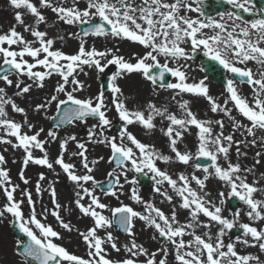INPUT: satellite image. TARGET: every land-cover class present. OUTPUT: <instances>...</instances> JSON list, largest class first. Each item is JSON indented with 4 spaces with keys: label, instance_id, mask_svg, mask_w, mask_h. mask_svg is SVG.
Here are the masks:
<instances>
[{
    "label": "snow or ice",
    "instance_id": "6c2138e0",
    "mask_svg": "<svg viewBox=\"0 0 264 264\" xmlns=\"http://www.w3.org/2000/svg\"><path fill=\"white\" fill-rule=\"evenodd\" d=\"M212 3H226L232 10L217 9V14L212 15L208 11L211 5L206 6L205 0H87L83 9L79 7L80 0H9L10 7L16 10V23L6 33L0 34V81L8 86L14 84L17 89L15 95L20 97L28 94L33 86L44 88L46 79L57 75L60 80L53 94L36 104L34 111L43 113L46 119L57 121L55 129L86 123L89 118L97 121L88 129L84 141L72 134L61 138L55 129L46 133L48 139H41L45 129L36 128L29 121L26 109L8 97L5 87H0V131L3 132L0 144H7L24 153L22 169L34 164L55 171L54 165L59 166L79 189L75 192L76 208L82 217L93 221L92 226L83 231L65 222L60 215L62 205L57 200L54 186L47 189L54 207H44L39 212L32 193L21 189V195L30 206L26 216L22 208L25 199L15 197L19 185L12 184L9 170L4 167L6 157L0 153V190L6 198L5 203L0 205V221L11 216L10 223L27 237V240L17 239L15 243L16 254L23 258L24 264H168L169 255L173 257V264H264L259 255L243 254L237 250L239 244L245 248L258 247L260 253H264V184L261 183L264 173L257 177L255 166L242 168L230 157L233 147L238 158L247 156L241 145L255 147L259 144L264 149V135L257 136L264 133V8H257L255 0H212ZM45 9L51 10L57 21L66 25H89L82 36L79 33L69 34L80 37L75 54L54 48L57 40L64 41L65 36L49 37L47 31L39 30L41 24H47ZM244 13L256 18L246 19ZM26 15L34 18L32 23H26ZM18 26L34 39L29 40L17 31ZM89 36L125 39L146 51L143 55L133 53L126 58L119 54L118 48L100 50L95 46L86 47L84 37ZM198 51L233 74V78L226 82L228 95L223 104L210 95L206 78L190 82V66L186 62L194 59L193 54ZM160 58H164L163 63ZM250 62L255 64V69L248 67ZM111 65L116 66V71L109 79L108 90L121 127L117 135L109 136L106 132L113 122L107 114L111 109L106 103L104 91L101 90L94 98L83 99L75 93L85 87L77 78L85 67L104 73ZM132 74H139L154 89L159 87L172 91L171 100L176 103L179 115L170 111L169 107H158L153 102L129 108L128 97L118 80ZM12 75L17 77L15 82L10 78ZM169 75L175 78V82H167ZM21 77H26L31 83L25 84ZM241 83L250 86L251 97L239 92L238 84ZM61 94L64 99L60 98ZM183 94L205 98L212 113H222L228 118L232 131L225 135L223 119L198 118L190 107V101L183 99ZM53 104L56 115L49 117L47 112ZM8 106L24 117L23 122L9 117ZM233 110L248 123L237 120L232 115ZM157 118L165 125L158 130L167 138L172 155L164 154L153 144L143 143L129 131V126L138 125L151 134L157 130ZM192 128L197 130L195 151L186 146L181 151L179 145ZM236 132H240L243 139L235 140ZM57 140L60 152L55 160H51L45 145ZM70 143L76 145L77 151L71 155L81 158V165L86 170L84 174H78L74 163L65 161ZM88 144L104 145L110 150L107 163L114 167L107 173L109 179L104 194L119 200L124 195L125 185H129V199L142 205L143 212L123 203L110 208L102 202L96 190H103L104 185L93 172L104 157L90 160L86 155ZM34 150H39L42 155L35 156ZM262 154V151L255 153V164L260 163ZM202 158L210 163H198ZM221 160L224 164L220 163ZM158 162L191 167L202 171L203 176H197L193 171L188 174L180 172L173 178L158 166ZM129 173H133L131 178ZM249 175L254 177L251 183ZM140 176L150 178L155 192L172 205L170 215L139 194ZM19 177L25 185L29 184L23 170ZM211 178L217 179L226 189L219 191L215 200L209 198L211 193L206 190V182ZM45 179L40 173L36 183L37 194L44 191L41 182ZM89 182L91 187L86 186ZM193 183L196 187L192 186ZM165 184L179 197L178 204H173V195L162 190ZM85 198L88 203H84ZM231 199L237 200L244 208L232 212L229 218L223 212ZM177 208L188 212L186 223L177 219ZM105 210L111 215H105ZM241 211L249 222L240 221ZM49 214L64 230L78 233L86 247L84 256L76 255L55 242L62 239L61 234L38 218L42 216L46 221ZM201 216L206 219L201 220ZM136 220L143 221L146 228L154 230L153 240L159 237L165 243L153 252L137 243L133 230ZM114 225L130 237L129 242L123 245L127 255L120 260L112 259L108 251L109 248L117 253L121 251L117 238L110 231ZM213 227L216 228L215 233L212 232ZM234 228L242 230V237L225 243L224 238ZM198 229L204 231L198 234ZM101 230H104V236L99 235ZM186 236L191 239L186 240ZM158 255L161 256L159 260ZM141 256L146 259L140 261Z\"/></svg>",
    "mask_w": 264,
    "mask_h": 264
},
{
    "label": "rangeland",
    "instance_id": "374dc122",
    "mask_svg": "<svg viewBox=\"0 0 264 264\" xmlns=\"http://www.w3.org/2000/svg\"><path fill=\"white\" fill-rule=\"evenodd\" d=\"M34 2H36V0H34ZM86 3H87V0H80L79 7L81 9H83L85 7ZM14 10L15 9L10 7L9 0H0V17H5L6 19L10 20L12 17H14L15 13L10 15L9 12H12ZM7 11L9 13V15L6 14ZM20 11H24V10L21 9ZM43 12H44V15L46 16V18L49 19L51 10L45 9V10H43ZM33 19L34 18L31 17L30 15L25 16L26 23H32ZM59 25L60 24L57 20H53L51 18L50 24H48V25L41 24L39 26V30L47 31L49 37H57L61 33ZM67 26L68 27L65 28L67 33H65V34H67L68 36L71 33H79L80 34L79 25H72V26L67 25ZM17 31L22 32L23 35L29 40L34 39L33 37H31V35H29V33L23 32L22 27L18 26ZM2 33H6V31L4 30V27L0 25V34H2ZM69 37H72L73 41H71L70 39L67 38V43L60 44V43H58L60 40H57L56 44L54 45V48L61 49L67 54H75L78 51L80 37L79 36H69ZM84 39H86V41H87L86 47L87 46H95L97 49H100V50H103L106 48H118L119 54L125 56L126 58H130L133 53H138V54L142 55V51H144V49L140 45L129 42L125 39L117 38V37L89 36V37H84ZM28 59H30V58H28ZM132 62L134 63L135 60H133ZM115 71H116L115 65L109 66L105 70L104 73H98L94 68L85 67L84 72L80 73L79 76L77 77L80 81L83 82L85 87L82 91L75 93V95H77L78 98H82V99L88 98V97L94 98L102 90V84H103L104 80L108 77H111V75ZM10 78L13 79L14 82L17 79V77L15 75L10 76ZM20 79H23L25 84L31 83V81H29L26 77H21ZM141 79H142V77L139 74H132L130 76H127L123 79L118 80V83L121 86L123 93L127 92L129 94L131 89L137 90V89L141 88L142 84L139 86V81L141 82ZM59 80H60V77L57 75H53L51 78L46 79V81H45V85H47L46 88L54 89ZM135 80H137V81H135ZM131 81H133V82H131ZM129 84H131V85L129 86ZM0 87H5V89H12L13 88V89H15V91H17L14 84L11 86H8V85H5V83L3 81H0ZM153 88H154V86L149 81H146L145 90L143 91L141 89V91L136 93L135 95L141 96V94L143 92V94H142V99H143V97L145 95V91H146V94H148V95H151L150 92H152L155 94V96L153 98H150L149 100L145 97L146 101H144V102H147V103L153 102L158 107L167 106V107H169L170 111L177 112V114L179 115V111L176 107V103L171 100V96L174 93H171V95L168 98H166V97H163L162 91L161 92L159 90L152 91ZM147 89L149 90V92L147 91ZM242 89L243 88H239V92L243 96L251 97V95H249L248 93H244V90H242ZM221 90H223V89H221L220 87H216V88L212 87L210 95H212L214 98H216L218 102L223 104V102L227 98L228 94L226 92H222ZM46 92H50V91H46V90H44V88L38 89L35 86H33L31 91L28 94H25L24 96L18 97L15 95L16 92L7 93L8 97H11L17 105L26 109V111L28 113L29 121L31 123L35 124L36 128L43 127L45 129V132L41 134V139H48V137L46 136V133L49 130L54 129L51 126V124L53 122L52 120L46 119L44 117L43 113H36L34 111V106L45 100ZM105 97L107 98L106 103H108V107L111 109V111H109L107 113L109 119L112 120L113 125L119 124V126H121V122L118 119V114L115 112L114 106L110 102L111 101L110 91L108 93H105ZM126 97H128V96H126ZM60 98L64 99L65 97L63 96V94H61ZM177 99H180V97H178ZM183 99H187L190 101V107H191L193 112L198 114V118L212 119V120L223 119L225 122V129H224L225 135L229 134L232 131L231 123L228 120V118L225 117L222 113H212L209 110V104L205 98L196 97V96L189 95V94L188 95L183 94ZM195 102H196V106H195ZM147 103H141V101L135 100V98H133V97H128V107L129 108H134L137 106L143 107V106H146ZM228 107L231 108L232 104L229 103ZM7 111L9 113V117L11 119L18 121V122H23L24 117L19 113L13 112L11 109V106L7 107ZM47 115L49 117L56 115L55 104H53L52 107L48 110ZM232 115L235 116L237 120L242 121L244 124L248 123V121L245 120L242 116H240L239 113L236 112L235 110H233ZM96 122L97 121H95V120L88 119L86 123L69 124L66 128H59V129H55V130L58 132V135L61 138L65 137L69 134H72V135H76L78 140L84 141L87 137L88 129L93 124H95ZM156 124H157V130L152 132L151 134H147L146 131L138 125L129 126V131L132 132L143 143L153 144V145H155V147L158 150H160L164 154L172 155V153L170 152V149L168 148L167 138L158 130L159 127L165 126V125L161 124L159 118H157ZM215 130L218 131V129H215ZM25 131H27V129H25ZM196 133H197V130L195 128H192L190 130V132L185 135L183 143L181 145H179L181 151L184 150L185 146L189 150L195 151V146L197 143ZM0 135H3L2 131H0ZM106 135L112 136V135H117V133H113L109 129L106 132ZM234 139L239 141V140L243 139V137H241L240 132H236ZM248 139L251 140L252 138L248 137ZM73 146H75V149L77 150L75 143H70L68 145V149L70 147H73ZM45 148L48 152L49 158L51 160H55V158L59 155V152H60L59 140L49 143V146L45 145ZM5 149H7V150L5 151ZM241 150L244 152H247V156H248V154L255 155V153L257 151L264 152V149H262L259 144L255 147H251V146L245 147L244 145H241ZM36 152L40 153L39 150H34V154ZM0 153H2L6 157L7 164L4 167L7 170H9V175H10L12 184L19 185L17 192L14 194L17 199H25L21 195V189H26L27 191H30L32 193L33 200L36 201V207H37L38 212L40 211L41 208H44V207L52 209L54 207V205L52 204L50 192L47 191V189L50 186L55 187V185H59L62 190H68L70 192L68 194L65 193V195L63 197V201L59 202L62 205V208L60 209V215L63 217L65 222H70L74 229H79L81 231L86 230L87 228L92 226L93 221L88 217H82L81 213L78 211V209L76 208V205L74 203V200L76 199L75 192L78 191L79 189H77L75 187V185L73 184V182L67 178L66 174L61 172L62 170L60 169L59 166L54 165L55 171L47 169L46 167L37 166L34 164H29L26 169H22V158L24 156V153L21 150L13 149L11 146L5 147V145L4 146L0 145ZM86 155H88L90 160H91V158H98L100 156L104 157V160L99 164L100 167L97 169L95 178L98 181H101L102 183L105 182L108 178L107 173L109 171H111V164L107 163V160L109 159V156H110V150L104 145L88 144V152L86 153ZM247 156H245V157H247ZM230 157H231L233 163L239 162L241 164L242 168L255 166L257 177L261 173H264V166H262L260 163L255 164L256 157H255V159H251L249 161L241 160L244 157L241 156L238 158L236 156L235 147H233V149L231 150ZM64 158H65V156H64ZM236 158L239 160L237 161ZM260 160L262 162H264V154H262V156L260 157ZM79 161L81 164V159ZM220 163L224 164V161L221 160ZM158 166L162 170H165V171L169 172V174L173 175V178H176V176L180 172H185V174H188V173H191L193 171H195V174L197 176H200V177L203 176L202 171H196L194 168H191V167L185 168V166L180 165V164H168V165H166L164 163L158 162ZM22 170L24 171L25 177L30 181L28 185H25L19 177V173ZM76 170H77L78 174H84L82 172H79V170L77 168H76ZM40 173H43L44 176H47V178L41 182V187H42V189H44V191H42V193H40V194H37L36 183L38 181ZM132 175H133V173H129V178H131ZM253 179H254L253 176H251V175L248 176V181L250 183L252 182ZM121 183H123L122 179H121ZM261 183L264 184V181H261ZM165 185L169 189V195H173L174 197H176L173 194L172 190L169 188V186L167 184H165ZM165 185H163L162 188ZM86 186L91 187V183L89 182V184ZM192 186L196 187V185L194 183ZM129 187H130L129 185H125L124 195H121L119 200H116L115 198H113L109 195H105L104 192H101L98 189L96 190V194L99 195L101 197L102 202L108 204L110 208L118 207V206H120L121 203H123V204H127V205L132 206L134 208V210H136V211L143 212L144 208L142 207V205L137 204L134 201H132L131 199H129V194H128L129 193ZM137 187L139 190V194L143 197V199L145 201H149V202L154 203L156 207L161 208L166 214L169 213V215H170L171 210H172V205L165 202L163 200L162 196L155 192V190H154L155 185L154 184L152 185L151 188H149L147 190L142 189L140 183ZM206 190L211 193V196L209 198L213 199V200L216 199L217 193L219 191H221V190L226 191V189L222 188L221 182H219L217 179H214V178H211L209 181L206 182ZM48 197H49V202L47 203ZM174 199L175 198H173V204H178L179 202H175ZM5 200H6V198H5L2 190H0V205H3L5 203ZM84 203H88L87 198H85ZM228 203H229V201L227 202V204L224 208L223 215L231 218L232 211L229 209ZM49 204H52L53 207H50ZM22 208H23L25 215L27 216L29 214L30 206L27 204L26 199H25V203L22 205ZM242 208H244V206L242 204H239L238 210H240ZM165 209H167L168 211H166ZM104 214L107 216L111 215V213L108 210H105ZM187 217H188V212L186 210L177 208V219L181 223H186ZM38 218H40L42 220V222L50 224L54 230H56L57 232H59L61 234L62 239L56 240L55 241L56 243L61 244L66 249H68L70 252H72L76 255H80V256L85 255L86 247H85L84 243L82 242L80 236L78 235V233L75 230H73L72 232H68V231L64 230L63 228H61L59 226L56 219L53 216H51L50 214L47 215L46 221H44V218L42 216H38ZM11 220H12V217L8 216L7 218L0 221V264H24L23 258L18 256L16 254V251H15V243H16L17 239L14 237L12 230H11V223H10ZM240 221L241 222H249L244 211H241ZM213 228H215V227H213ZM133 230L135 232V239H136L137 243L142 244L150 252L156 251L157 249L160 248L161 244L165 243V241L161 240L159 237H157L156 240H153L152 237H153V235H155L154 230L151 228H146L143 221L136 220L135 221V227ZM110 231H112L113 236L117 238L118 247H121V251L119 253H117V252H115L109 248L108 251H109L110 257L114 260H120V259L125 258L127 254L123 250V245L129 242L130 237L127 234H120L115 225L113 226L112 229H110ZM203 231H204V229H203ZM215 232H216V228H215ZM37 233H38V230H37ZM99 235L104 236L105 235L104 230H101L99 232ZM184 238L186 240L191 239V237H189V236H186ZM224 239H225V243L232 242V241L236 240V238L230 237V233ZM241 246L242 245L238 244L237 250L239 252L243 253L241 251L243 249V247H241ZM160 258H161V256L158 255L157 259L159 260ZM169 258H171V255H169L168 259ZM145 259H146V257H144V256L139 257L140 261H144ZM261 259L264 260V258H261ZM168 263H169V261H168Z\"/></svg>",
    "mask_w": 264,
    "mask_h": 264
},
{
    "label": "flooded vegetation",
    "instance_id": "af4514ba",
    "mask_svg": "<svg viewBox=\"0 0 264 264\" xmlns=\"http://www.w3.org/2000/svg\"><path fill=\"white\" fill-rule=\"evenodd\" d=\"M205 3H206V6L211 5V6H208V11L212 15L217 14V9L219 11L232 10L231 6L227 5L226 3H223V4L212 3V0H205ZM255 3H256L257 8H264V0H255ZM193 15H195V14H193ZM243 15L246 19H249V18L255 19L256 18L255 16H249L248 13H244ZM145 51H146V49H144V51H142V55L145 53ZM193 56H194V59L186 62L190 66L188 68V75H189L190 82L191 81L198 82L199 80L206 78L205 82L209 87V93L211 92L212 87H214V88L220 87L221 89H223V90H221L222 92H226V84L220 85V84H216V83H211V81H210V80H212L211 76H216V75L221 74L224 76V79L227 82L228 79L233 78V74L227 72V70L224 69L217 62L212 61L208 57L204 56L202 52L198 51L197 53H194ZM160 59H161V63H163L164 58H160ZM181 63H184V61H181ZM214 63H216V64H214ZM170 66H172V65H170ZM248 67L255 69L256 66L254 63L250 62L248 64ZM167 82H175V78H173L169 75L167 77ZM238 88H243L242 90H244V93H248L249 95H251V88L246 83L238 84ZM154 90L155 91L159 90L160 92L162 91L163 97H166V98H168L171 95V93H173L170 90H166V89L159 88V87L152 89V91H154ZM154 96H155V94L151 92V95H147L146 98L149 100L150 98H153ZM145 101H146V99H145ZM195 106H196V102H195ZM260 135H264V133H258L257 134L258 137Z\"/></svg>",
    "mask_w": 264,
    "mask_h": 264
},
{
    "label": "bare ground",
    "instance_id": "6f19581e",
    "mask_svg": "<svg viewBox=\"0 0 264 264\" xmlns=\"http://www.w3.org/2000/svg\"><path fill=\"white\" fill-rule=\"evenodd\" d=\"M10 13V15H12V14H14L15 13V10L14 11H12V12H9ZM9 13H8V11L6 12V14L7 15H9ZM10 17V16H9ZM51 18L53 19V20H57L56 19V16H55V14L53 13V12H51L50 13V17H49V19H47V24L46 25H48V24H50V20H51ZM59 22V21H58ZM16 22H15V20H14V17H12L10 20H8V19H6L5 17H0V25L1 26H3L4 27V30L7 32L10 28H11V26L13 25V24H15ZM59 28H60V35H58V36H65V40L64 41H59L58 43H60V44H65V43H67V38L68 39H70L71 41H73V38L72 37H69L67 34H65V33H67V31L65 30V28H67L68 26L66 25V24H64L63 22H59ZM56 31V30H55ZM30 35V34H29ZM135 81H137V80H135ZM131 82H133V81H131ZM142 84V85H141ZM131 84H129V86H130ZM141 85V87L144 85V81L143 80H141V82L139 81V86ZM47 87V85H45V87H44V90H46V91H50V92H46V94H45V97H50V95H52L53 94V91H54V89H50V88H46ZM143 90V89H142ZM141 91V88H139V89H137V90H134V89H131L130 90V92H129V94L127 93V92H124V95L125 96H128V97H132V96H136V97H139V96H137V95H135L136 93H138V92H140ZM6 92L7 93H11V92H16L15 91V89H6ZM49 95V96H48ZM1 146H4L5 145V147H10L9 145H7V144H0ZM46 146H49V144H46ZM74 151H77L76 149H75V146H73V147H70L69 149H68V151H67V153L65 154V161L66 162H71V163H74L75 165H76V168L79 170V172H82V173H85V171L86 170H84L83 169V167H82V165L80 164V157H73L72 155H71V153L72 152H74ZM35 156H39V155H42L41 153H38V152H36L35 154H34ZM242 157H244L243 159H241V160H247V161H249V160H251V159H255V155H253V154H248V156L247 157H245V156H242ZM91 159H94V158H91ZM237 159V158H236ZM239 159H237V161H238ZM240 160V161H241ZM260 164L262 165V166H264V162H262L261 160H260ZM100 167V165H98L97 167H96V169H95V171L93 172V175L95 176L96 175V172H97V169ZM62 172V171H61ZM46 178H47V176H45ZM55 190H56V193H57V200H58V202H61V201H63V197H64V195H65V193L66 194H68V193H70L68 190H62L61 188H60V186L59 185H55ZM162 190H164V191H167L168 192V194H169V189L167 188V186L165 185L163 188H162ZM163 198V197H162ZM173 198H175L174 199V201L175 202H179V198L178 197H174L173 196ZM163 200H164V198H163ZM165 201V200H164ZM49 202V197H48V201H47V203ZM166 202V201H165ZM46 203V204H47ZM53 204V203H52ZM52 204H49L50 205V207H53V205ZM166 211H168L167 209H165ZM166 214V213H165ZM169 214V213H168ZM200 219L201 220H205L206 218H204L203 216H201L200 217ZM203 231V229H198L197 230V233L199 234L200 232H202ZM212 232L213 233H215V228H212ZM241 247H243V249L241 250L244 254H247V253H252V254H254V255H259L260 256V258H264V253H260V251H259V249L258 248H245L243 245L241 246ZM168 261H169V263L168 264H173V257L171 256V258H169L168 259Z\"/></svg>",
    "mask_w": 264,
    "mask_h": 264
},
{
    "label": "water",
    "instance_id": "95a60500",
    "mask_svg": "<svg viewBox=\"0 0 264 264\" xmlns=\"http://www.w3.org/2000/svg\"><path fill=\"white\" fill-rule=\"evenodd\" d=\"M89 27V26H88ZM88 27H85V28H88ZM84 28V29H85ZM84 29L82 30V33L84 31ZM6 67V66H5ZM108 83H109V79H107L104 83V86H103V90L104 91H107L108 92ZM95 119V118H94ZM57 123V121H54L53 122V127L55 128V124ZM68 125H63L61 126L60 128H63V127H67ZM116 129V128H115ZM199 163L201 164H208L210 163L209 161L207 160H204L203 158L199 161ZM113 165V164H112ZM114 167V165L112 166V168ZM140 180L141 182H143L144 184V187L147 188L151 185V181H149V179L147 177H143V176H140ZM104 185V189L101 190V191H106L107 190V183L103 184ZM237 204H238V201L235 200V199H232L231 202H230V206L233 208V209H236L237 208ZM12 230H13V233L15 234L16 238L20 239V238H23L25 240H27V237H24L22 233L19 232L18 228H15L13 225H12ZM121 233H124L122 230H119ZM235 235L236 236H239L240 234H242V231H239V230H235ZM125 234V233H124ZM33 264H35V262H33Z\"/></svg>",
    "mask_w": 264,
    "mask_h": 264
}]
</instances>
